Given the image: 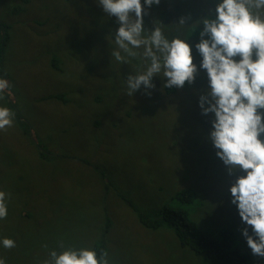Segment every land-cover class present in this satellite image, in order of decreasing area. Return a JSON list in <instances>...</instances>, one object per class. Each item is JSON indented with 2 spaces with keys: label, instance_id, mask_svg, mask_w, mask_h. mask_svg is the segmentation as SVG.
I'll return each instance as SVG.
<instances>
[{
  "label": "rangeland",
  "instance_id": "obj_1",
  "mask_svg": "<svg viewBox=\"0 0 264 264\" xmlns=\"http://www.w3.org/2000/svg\"><path fill=\"white\" fill-rule=\"evenodd\" d=\"M220 2L145 5V38L155 27L177 38L180 16L185 19L183 35L198 66L189 87L205 86L166 97L163 71L153 77L154 89L142 86L128 95L125 76L149 65L135 64L118 48L120 25L99 0H0V30L8 27L11 38L6 63L12 86L0 106L15 113L14 126L0 131V180L12 197L0 236L17 245L15 253L0 249L6 264H36L52 250L92 246L103 233L109 264H212L182 248L173 231L148 229L138 217L181 207L179 196L188 191L197 198L189 206V219L197 224L194 238L219 231L230 215L241 234L248 227L230 192L246 173L229 174L209 139L214 113L203 115L200 107L210 85L195 45L202 21L216 18ZM117 50L126 63L111 55ZM143 51L137 50L139 62L145 61ZM55 95H65L66 103L39 102ZM37 190L31 201L38 215L21 220L31 205L26 198Z\"/></svg>",
  "mask_w": 264,
  "mask_h": 264
},
{
  "label": "clouds",
  "instance_id": "obj_2",
  "mask_svg": "<svg viewBox=\"0 0 264 264\" xmlns=\"http://www.w3.org/2000/svg\"><path fill=\"white\" fill-rule=\"evenodd\" d=\"M160 3L99 0L104 12L116 17L120 25L115 32L118 48L133 58L140 55L135 49L143 48V58L150 60L142 74L128 76L131 96L142 86L154 89L153 77L162 71L167 88L193 83L198 72L193 49L186 40L177 37L170 41L160 27L148 37L143 36L145 5L151 8ZM215 11V19L202 21L201 41L195 45L203 58L199 67L207 71L210 85L207 95L200 97V107L203 115L214 113L209 139L229 174L246 173L230 188L231 203L248 226L242 235L252 254L264 258V0H222ZM179 25L185 26L184 18ZM111 55L127 62L119 50ZM11 87L7 79L0 78V100ZM14 120V111L0 106V131L13 127ZM9 198V193L0 191V220L8 216ZM0 243L9 250L17 246L10 238ZM49 256L44 264H109L107 251L98 256L97 251L88 248H68L61 253L52 250ZM0 264H6V259L0 257Z\"/></svg>",
  "mask_w": 264,
  "mask_h": 264
},
{
  "label": "trees",
  "instance_id": "obj_3",
  "mask_svg": "<svg viewBox=\"0 0 264 264\" xmlns=\"http://www.w3.org/2000/svg\"><path fill=\"white\" fill-rule=\"evenodd\" d=\"M179 15V14H178ZM180 16V15H179ZM180 18H182L180 16ZM215 19V18H212ZM180 23V21H179ZM183 27L179 29L178 38L185 40L183 35ZM170 41L176 37H172L170 35H165ZM11 41L9 28L5 27L3 30H0V78L7 79L9 82L11 81V74L8 69V65L6 63V54L9 48V42ZM188 42V41H187ZM190 46H192L191 42H188ZM141 49V48H140ZM139 49H135L137 51ZM199 57V55H198ZM141 58L139 56L133 58V62L139 63L141 66H147L150 64V60H145L144 62H139ZM139 69L138 71H140ZM190 84L186 83L183 88L172 87V88H164V96L173 97V95H191L196 90H204V85H199L197 87H189ZM189 87V88H186ZM196 88V89H195ZM9 90H12L10 88ZM47 101H62L66 103L65 95H55L50 96L45 99H41L39 102H47ZM264 111V110H262ZM17 117L21 118L20 115ZM42 158H46L44 154H42ZM2 181L0 180V191H3ZM217 192H222L219 188L216 190ZM39 193V190L34 191L32 195H29L26 198L27 203L31 204L30 206L25 207L22 212L23 217L21 220L30 221L35 220L37 213V208L32 204V199L36 197ZM14 198V197H13ZM181 200L182 206L174 209L170 207H166L160 212H154L153 214L144 215L142 213H138L139 220L143 223V225L154 231H159L160 229L167 228L170 231L175 233L176 238L178 239L182 248H189L193 251V253L199 257L207 258L212 264H264V258L258 256H252L249 252L244 251V244L247 245L246 239H243V236L240 232L239 225L237 221H234L235 218H232L233 215L227 219L229 223L222 224L217 226L219 231H206L205 234L198 235V238H194V232L196 231L197 224L191 219L189 206L195 205L194 201H197L195 198V193L188 191L182 193L179 196ZM12 197H10L7 203L11 204ZM201 206L205 207L204 200L201 198ZM192 215V214H191ZM234 219V220H233ZM0 220V232L2 229L7 228L5 221ZM109 222L106 221L104 232H106V228L108 227ZM4 238L0 236V241ZM104 241V233L99 238L94 239V243L92 246H86V248L97 251L98 256L103 251H107L106 245L103 243ZM242 242V243H241ZM0 249H3L2 243H0ZM80 249V248H79ZM15 253L13 250H9L8 254ZM254 257L255 259L251 258ZM50 259V256L45 260H39L36 264H44V261Z\"/></svg>",
  "mask_w": 264,
  "mask_h": 264
},
{
  "label": "bare ground",
  "instance_id": "obj_4",
  "mask_svg": "<svg viewBox=\"0 0 264 264\" xmlns=\"http://www.w3.org/2000/svg\"><path fill=\"white\" fill-rule=\"evenodd\" d=\"M142 74V73H141ZM125 77H128V76H125ZM106 126V125H105ZM99 190V189H98ZM110 203V202H109Z\"/></svg>",
  "mask_w": 264,
  "mask_h": 264
}]
</instances>
